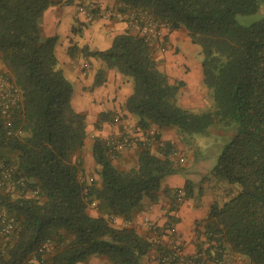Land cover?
I'll use <instances>...</instances> for the list:
<instances>
[{
    "label": "trees",
    "instance_id": "trees-1",
    "mask_svg": "<svg viewBox=\"0 0 264 264\" xmlns=\"http://www.w3.org/2000/svg\"><path fill=\"white\" fill-rule=\"evenodd\" d=\"M117 1L120 10L146 12L172 29H186L201 48L203 81L216 102L215 111L205 112L179 104L183 82L170 81L139 33L118 34L108 49L83 47L132 77L125 106L139 117L137 126L171 127L180 135L208 132L211 126L234 132L212 170L235 191L211 204L196 228L197 238L204 239L172 264H264V18L250 25L236 19L257 12L262 0ZM51 2L0 0V60L23 95L13 113L14 134L7 135L0 114V155L17 178L38 190L0 191V212L18 222L16 233L0 240V264H26L46 239L56 243L47 264H77L92 255L106 256L111 264H145L153 248L158 264L170 242L156 245L113 217L133 220L143 199L156 200L163 178L181 167L169 153L162 157L143 147L136 166L119 169L112 162L115 151L98 138L93 152L100 178L81 180L78 155L85 145L86 116L72 105L74 85L58 66L57 36L43 34L42 17ZM104 72L97 73L95 85L103 83ZM185 191L191 196L190 181ZM95 201L98 215L89 210Z\"/></svg>",
    "mask_w": 264,
    "mask_h": 264
},
{
    "label": "crops",
    "instance_id": "crops-1",
    "mask_svg": "<svg viewBox=\"0 0 264 264\" xmlns=\"http://www.w3.org/2000/svg\"><path fill=\"white\" fill-rule=\"evenodd\" d=\"M42 17V30L46 37L57 36L55 53L58 66L73 83L72 105L86 116V139L79 153L83 176L87 183L100 178L93 152L96 139L107 140L119 136L138 125L139 117L130 112L126 100L133 91V79L116 68L108 67L101 58L86 54L88 50H104L112 46L114 38L123 32L137 34V30L126 20L117 18L88 19L78 13L80 3L95 1L105 7H118L117 0H51ZM153 56L159 67L165 71L172 83L183 82L178 100L187 108L204 107L209 88L203 81L201 49L193 43L184 27L173 29L166 37V48L161 49L155 40L149 42ZM71 50V51H70ZM73 52V53H72ZM100 69L104 70V81L95 85ZM0 70H6L0 61ZM103 116V120L101 117ZM158 135L185 157L178 163L181 170L165 176L156 200L143 199L134 213L133 220L124 221L118 217V224H132L140 233L157 243L180 242L185 254L195 251V237L198 222L206 218L211 204L218 200L211 176L215 175L214 163L196 149L189 152L182 142L181 135L171 127L159 128L153 125ZM141 141L127 148L118 149L112 154V162L119 169L136 166L143 148ZM191 182V196L176 204L177 188H184ZM186 192V191H185ZM97 201L90 207V213L98 215ZM157 249L153 248L144 258L145 264H155ZM77 264H111L103 255H92Z\"/></svg>",
    "mask_w": 264,
    "mask_h": 264
},
{
    "label": "built area",
    "instance_id": "built-area-1",
    "mask_svg": "<svg viewBox=\"0 0 264 264\" xmlns=\"http://www.w3.org/2000/svg\"><path fill=\"white\" fill-rule=\"evenodd\" d=\"M78 13L84 15L88 19L96 18H117L126 20L130 26L135 28L137 32L150 42L155 40L158 47L164 49L166 47V37L172 32V25L168 21L156 19L154 16L141 11L128 10L123 11L118 7H105L95 1L83 2L78 5ZM22 91L15 82L10 72L0 70V114L3 118V126L7 135L15 132L13 123V113L22 105ZM107 144L116 152L118 149L127 148L141 141L143 146L149 148L158 155L164 157L166 153L180 163L185 161V157L175 148H168L167 142L162 139L156 130L152 128H141L135 126L126 133L119 136L108 138ZM85 181L83 174L80 176ZM87 183V182H86ZM88 184V183H87ZM0 191L11 194L18 192H28L37 194L38 190L29 187L26 181L17 178L14 174V168L6 163L0 155ZM178 207L185 198L184 188L176 189ZM118 217H113V222L117 223ZM0 240L7 239L15 234L18 230V222L14 215L6 211L0 212ZM56 243L51 239H46L41 243L38 249L30 256L26 264H47L50 251L55 248ZM170 250L162 254L158 259V264H172V261L180 259L185 255L184 248L180 242L172 241L169 244Z\"/></svg>",
    "mask_w": 264,
    "mask_h": 264
},
{
    "label": "rangeland",
    "instance_id": "rangeland-1",
    "mask_svg": "<svg viewBox=\"0 0 264 264\" xmlns=\"http://www.w3.org/2000/svg\"><path fill=\"white\" fill-rule=\"evenodd\" d=\"M263 18H264V0H262L260 8L258 9L257 12L252 14H238L236 16L237 21L244 25H250L253 22L259 21ZM197 46L198 49H201L198 44ZM5 71L9 72L7 68ZM177 102L180 104L179 100ZM206 103L207 104L204 107H194L190 109L196 112L215 111L216 102L210 90L208 92ZM233 136H234V132L232 130H224L216 126H211L208 129V132L183 133L181 134V139L185 147L187 148L188 152L191 149H196L198 154L205 155L207 159H209L214 164H216L218 156L223 150L225 143L228 142ZM211 185L214 186L215 192L218 195V201L220 202H223L224 199H227L229 192L235 191V186L229 184L227 178L220 174H215L211 176ZM198 229L202 233L203 228L199 226ZM197 234L198 232H196V237L194 238L195 241L199 239H204V236L203 238L200 237L197 238ZM209 264H214V262H210Z\"/></svg>",
    "mask_w": 264,
    "mask_h": 264
}]
</instances>
